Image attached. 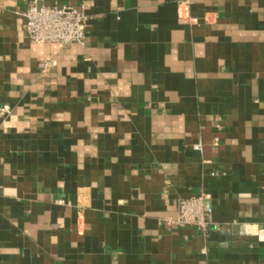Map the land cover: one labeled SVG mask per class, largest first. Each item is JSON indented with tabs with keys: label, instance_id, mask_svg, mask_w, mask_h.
I'll use <instances>...</instances> for the list:
<instances>
[{
	"label": "crops",
	"instance_id": "0c3cea01",
	"mask_svg": "<svg viewBox=\"0 0 264 264\" xmlns=\"http://www.w3.org/2000/svg\"><path fill=\"white\" fill-rule=\"evenodd\" d=\"M30 1L0 0V264H264V0H44L86 46L33 43ZM199 194L213 233L166 223Z\"/></svg>",
	"mask_w": 264,
	"mask_h": 264
},
{
	"label": "built area",
	"instance_id": "2783aa9c",
	"mask_svg": "<svg viewBox=\"0 0 264 264\" xmlns=\"http://www.w3.org/2000/svg\"><path fill=\"white\" fill-rule=\"evenodd\" d=\"M25 19V30L33 43L57 42L63 45L78 43L87 44L88 15L83 6L47 5L44 0H31L22 12ZM57 64L56 60H43L39 67L45 70ZM1 111L10 112L4 105ZM200 145L195 148L200 149ZM63 203V200H59ZM168 225H193L207 231L213 223V207L207 203L206 195L199 194L181 198L178 202L177 215L166 220Z\"/></svg>",
	"mask_w": 264,
	"mask_h": 264
},
{
	"label": "water",
	"instance_id": "95a60500",
	"mask_svg": "<svg viewBox=\"0 0 264 264\" xmlns=\"http://www.w3.org/2000/svg\"><path fill=\"white\" fill-rule=\"evenodd\" d=\"M207 231L210 232V233H213V229H212V227L209 226V227L207 228Z\"/></svg>",
	"mask_w": 264,
	"mask_h": 264
}]
</instances>
